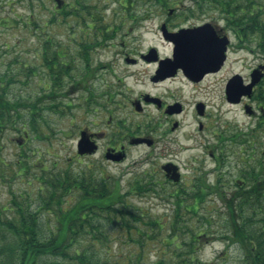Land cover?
Returning a JSON list of instances; mask_svg holds the SVG:
<instances>
[{
  "label": "rangeland",
  "instance_id": "1",
  "mask_svg": "<svg viewBox=\"0 0 264 264\" xmlns=\"http://www.w3.org/2000/svg\"><path fill=\"white\" fill-rule=\"evenodd\" d=\"M75 1L0 0V76L4 77V87L12 100L32 102L41 96L38 119L40 124L43 123L44 133L42 137L32 135L27 139L24 132L12 128L5 132L0 150V208H9L12 192L27 194L36 201L38 186L33 181L29 183L34 175L28 179L13 176L11 164L19 159L21 150L27 154L24 160L27 159L31 166L37 168L45 163L52 167L54 163L61 166V163L67 162L75 171L87 166L96 167V170L100 168L101 172H95L98 178L103 173L111 180L118 179L124 191L136 181L152 185L156 192L149 190L134 194L127 203L163 220L174 214L172 192L190 186L204 172L210 183H215L220 176L227 199L233 196L236 188L252 186L249 179L252 169L259 166V171L264 169V127L258 134L255 157L252 156L253 150L246 145L243 148L233 144L226 146L223 136L227 131L231 134L247 132L249 127L254 126L255 114L247 115L243 105L248 102L260 115L264 99L261 104L247 100L240 105L228 104L225 85L235 74H240L248 82L251 68L257 64L264 65V52L259 46L262 43L260 33H252L248 37L249 48L256 52L239 49L237 53H230L221 70L201 81L193 82L180 73L155 85L149 80L155 65L143 62L140 54H157L160 58L171 56L172 46L164 38L160 26L169 23L171 28L178 31L204 19L210 21L209 16L199 14L188 18L183 9L192 4L191 0H131L125 7L119 0H81L98 8V19L94 20V14H90L89 10H83L85 20L68 17L63 21L58 15V21L50 23L54 11L65 9L70 12L76 5ZM31 18L33 21L25 24ZM92 20L98 23L92 29L87 28V23ZM219 23L222 25V22ZM102 26H109L108 34L113 33V37L104 44H96L98 41L94 40L91 44L93 47L88 49L89 61L86 62L82 43L89 45L88 41L102 35L104 31L99 28ZM166 30L171 32L167 27ZM82 36L83 40H75ZM48 37L53 38L55 43L49 52L56 50L61 53L63 63L56 67L69 72H63L62 86L55 87L50 83L44 92L50 70H47L44 62L42 44ZM241 37L244 39L242 42L247 43L242 34ZM232 41L236 43L238 40ZM125 53L140 63L133 67L126 66L123 60ZM255 71L264 73L263 69L257 68ZM124 75L126 78L122 83L125 87L121 90L125 94L116 90L123 85L118 79ZM258 92V96L264 95V86ZM44 93L48 96H44ZM147 94L157 97L154 99L159 98L162 106L159 107L156 102H144L142 97ZM126 99H132L138 105L127 106ZM198 103L205 110L203 117L196 110ZM176 104L182 111L169 113L170 106ZM27 112L28 109L23 108L24 115ZM19 119L15 126L21 128L25 120ZM251 122L254 124L250 126ZM82 131L104 132L106 135L100 141L101 149L95 154L78 155L77 144ZM110 138L121 141L120 144L124 146L125 155L122 152L116 163L113 159L104 158ZM169 163L178 167L181 175L177 187L165 177L163 166ZM262 179H257L259 187ZM32 208H37L36 202L32 203ZM40 214L44 222L46 218L51 219L47 211ZM227 218L228 209L224 201L213 195L207 197L197 214L184 215L186 229L201 234V261L244 264V247L238 242L219 239L223 235H233L226 223ZM112 239L109 246L116 255L128 250L116 237ZM3 243V239H0V244ZM186 248L183 247L184 250ZM164 253L172 256V252L160 242L153 243L146 250L148 264H154L156 258ZM183 258H188L187 253L182 258L177 256V263Z\"/></svg>",
  "mask_w": 264,
  "mask_h": 264
},
{
  "label": "trees",
  "instance_id": "2",
  "mask_svg": "<svg viewBox=\"0 0 264 264\" xmlns=\"http://www.w3.org/2000/svg\"><path fill=\"white\" fill-rule=\"evenodd\" d=\"M191 1L192 4L183 9L188 18L199 14L209 16L214 22H221L224 18L237 36L242 34L245 37L246 48H249V35L260 33L262 43L259 46L264 52V0ZM75 3L77 6H73L70 12L65 9L54 11L50 23H56L58 15L63 21L68 17L85 20L83 10L94 14V20L99 18L97 7L84 4L81 0ZM119 3L125 7L131 0H119ZM94 20L87 23V28L92 29L98 23ZM31 21L32 18L25 24ZM104 26L99 27L100 31H104L102 35L88 41L89 45L82 43L86 62L89 61L88 49L93 47L94 40L98 41L96 44H104L112 39L113 33L108 34L110 27ZM53 40L48 37L42 44L44 62L50 70L44 92L50 83L55 87L62 86L63 72H69L56 67L63 62L60 51L49 52L55 45ZM75 40H83V36ZM54 95L49 94L56 98ZM44 96L48 94L44 93ZM40 101L41 96L32 102L12 100L4 87V77L0 76V150L5 132L11 128L24 132L27 139L32 135L42 137L43 123L40 124L38 119ZM23 108L28 109L26 115ZM19 118L25 120L21 128L15 126L21 120ZM19 145L23 149L21 142ZM21 153L19 159L11 164L13 176L28 179L34 175L29 183L33 181L38 186L36 201L27 194L12 192L9 208H0V239L4 242L0 244V264H148L146 250L155 242L168 248L172 256L161 254L154 264H212L201 261L199 257L201 234L193 233V229L187 230L183 221L184 215L197 214L210 195L224 201L228 209L226 223L233 235H223L219 239L238 242L244 247V264H264V179L261 180V187L257 183L258 178H264V169L259 172L252 169L249 174L252 186L236 188L229 199L220 176L215 183H210L204 172L190 186L172 192L174 214L163 220L127 203L134 194L149 190L156 192L152 185L136 181L124 191L118 179L111 180L103 173L98 178L95 174L98 170L101 172L98 167V170L87 166L75 171L69 163L63 162L61 166L54 163L50 167L45 163L37 168L24 160L27 155L24 150ZM35 202L37 208L33 209L32 203ZM43 211L51 215L50 220H42L40 213ZM206 222L210 224L207 219ZM114 237L127 246L126 252L116 255L111 251L109 244ZM184 253L188 258L177 263V256L182 258Z\"/></svg>",
  "mask_w": 264,
  "mask_h": 264
},
{
  "label": "flooded vegetation",
  "instance_id": "3",
  "mask_svg": "<svg viewBox=\"0 0 264 264\" xmlns=\"http://www.w3.org/2000/svg\"><path fill=\"white\" fill-rule=\"evenodd\" d=\"M206 19L202 20L201 23H198L196 25L192 24V26H200V25H203L205 24L206 22H212L211 20L210 21H205ZM222 25L220 24H212L215 26V29H216V34H217V37L218 38H224V37H227V39H229V43L227 45V51H226V60L224 62V65L225 63L227 62L228 60V57H229V54L230 53H237V51L239 49L241 50H244L246 49L244 47V42H242V37L241 35H236L235 33H233L234 35L231 36L232 34V30L229 28L227 22L225 21V19L223 18L222 19ZM166 25V27L168 28L169 31L171 32H177V30H175V28H171L169 25V23H163ZM163 24L160 26V30L162 29V26ZM190 26V27H192ZM232 39H235L238 40L235 42L232 41ZM167 42H169L172 46V49H171V56H167L166 58H160L159 55L157 56V54H154L153 56H151V58L149 60H143V62H146V63H151V64H154L155 65V68H154V71L152 74L149 75V80L151 83L153 84H160V83H163V82H166L170 79H173L175 77H177L178 74L182 73L181 70H175V74L173 76H168L169 73H171V66H168V71H165L163 73V71H161L160 69V65H161V60H164V59H167V58H170V59H173L174 58V49H175V43L172 41V40H169V39H166ZM242 43V44H241ZM249 52L251 53H254L256 51H254L253 49L251 48H248ZM143 54V53H142ZM140 54V56L142 55ZM130 56L128 55V53H125L124 56H123V60H124V64L128 67H133V66H136L138 65L140 62L138 59H135V63H131V62H128L130 61ZM223 65V67H224ZM222 67V68H223ZM260 69L262 70L263 69V72H264V65L262 64H257L256 66H253L250 70V80L248 82H245L244 79L242 78V76L240 74H235V75H232V77H230L227 82H226V85H225V96H226V101L228 102V104H231V105H240L242 103H244L246 100L247 101H252V102H257L259 104H261V101L264 99V95H260L258 96L259 92L258 90L264 86V73H262L261 71H255L256 69ZM169 72V73H167ZM123 73H126V71H124ZM211 73H214V72H210L208 74H206L204 77H206L207 75L211 74ZM253 74L254 75H259L260 79L258 80V82H256V84L253 85L252 89L250 90V94H243L238 101L236 102H231L229 99H228V91L230 90V92H233V87L235 88L237 86V92H240L243 90H246L244 88V86H247V85H250L252 83V80H253ZM263 74V75H262ZM235 76H239L240 78H238L239 80L237 81L238 84H234L232 85L230 83V80L235 77ZM203 77V78H204ZM126 78V75L122 76L120 79H118L121 84L124 83V79ZM201 81V80H200ZM123 82V83H122ZM125 87V84L121 85V86H118L116 88L117 92L118 93H122L123 91L121 90V88H124ZM228 92V93H227ZM123 94H125L123 92ZM154 98H157V97H153L151 96L150 94H147V95H143L142 97V100L146 103H157V105L159 107L162 106V103H161V100L158 98V99H154ZM137 102L139 103L140 105V101L137 100ZM138 105L135 101L133 102L132 99H126V105L129 106V105ZM156 105V106H157ZM198 105L199 103L197 104V112L199 114V111H198ZM140 109H142V106L140 105L139 107ZM138 109V108H137ZM139 109V110H140ZM243 110L245 111V113L247 115H253L255 114V118H254V122H255V125L254 126H251L252 124H254V122H251L250 123V126L248 131L247 132H241V131H238V132H235L233 134H231V132H225L224 136H223V140L224 142L226 143V146H228L229 144H233V145H238L240 146L241 148L245 147V145L251 150H253V153H252V156L255 157V152H254V149L256 147V145H258V142H259V139H258V134L261 132V128L264 127V108L261 107V114L260 115H257V111L252 107V105H249L248 102L244 103L243 105ZM165 112H167V109L165 110ZM169 113H179V111H177V104L175 106H170L169 110H168ZM205 110L203 109V113L201 114V117H203L205 115ZM200 115V114H199ZM112 118V117H111ZM111 120V119H110ZM201 123H200V127H201ZM87 135V137L89 138L90 141H94L95 142V145H97V149H96V152L101 149V144H100V141H102L104 138H106V135L104 134V132H92V133H89L87 131H84ZM113 136V135H112ZM124 137V136H123ZM122 137V138H123ZM121 141L117 140V139H113V138H110L109 139V144H107L106 148H105V153H104V158H106V153H108L107 155L111 156L110 158H112L114 160V162H118L117 161V157H120V155L124 154L123 150H124V146L120 144ZM135 143V142H134ZM95 152V153H96ZM123 152V153H122ZM94 153V154H95ZM122 153V154H121ZM125 155V154H124ZM85 156V155H83ZM87 156V155H86ZM260 170V166L259 167H254V171L255 172H258ZM165 177L167 178L166 176V173H165ZM169 179V178H168ZM168 182H172L171 180H168ZM244 182V181H242ZM175 183V182H173ZM176 184V187H177V182L175 183Z\"/></svg>",
  "mask_w": 264,
  "mask_h": 264
},
{
  "label": "water",
  "instance_id": "4",
  "mask_svg": "<svg viewBox=\"0 0 264 264\" xmlns=\"http://www.w3.org/2000/svg\"><path fill=\"white\" fill-rule=\"evenodd\" d=\"M163 30L164 33H166L165 26H163ZM166 36L175 43L174 58L161 60L160 69L163 73L168 71V66H171V73L167 72L169 73L168 76H173L176 69H182L183 73L188 78L193 81H200L206 74L219 71L224 65L229 40L227 37L218 38L214 27L210 23L199 27L182 28L178 32L166 34ZM151 56H145L144 58L149 60ZM238 78L240 77H233L230 83L238 84ZM259 79V75L256 76L253 74L252 83L244 86L246 90L242 89V91L237 92V86L235 88L233 87V92H230V90L228 91L229 93L227 92L228 99L231 102H236L243 94H250V90ZM180 110V108H177V111ZM198 111L199 114H202L203 107L198 105ZM142 141L143 140H139L138 142ZM77 148L78 153L83 155L95 152L97 146L94 142L89 140L86 133L83 131L78 141ZM107 157L110 158L111 156L107 155ZM118 158L119 157L116 159ZM177 168L172 163L163 166L167 175L174 181L179 182L181 175Z\"/></svg>",
  "mask_w": 264,
  "mask_h": 264
}]
</instances>
